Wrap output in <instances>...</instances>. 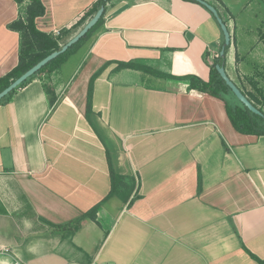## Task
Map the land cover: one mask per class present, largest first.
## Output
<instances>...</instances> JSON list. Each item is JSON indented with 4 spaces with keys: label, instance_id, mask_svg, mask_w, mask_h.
<instances>
[{
    "label": "crops",
    "instance_id": "obj_1",
    "mask_svg": "<svg viewBox=\"0 0 264 264\" xmlns=\"http://www.w3.org/2000/svg\"><path fill=\"white\" fill-rule=\"evenodd\" d=\"M95 1L41 0L36 26L56 35ZM205 1L230 33L227 75L242 91H253L250 78L264 91V0ZM28 3L0 0V77L18 62L8 24ZM222 43L197 0H111L50 73L54 105L38 78L0 104V262L260 264L251 254L264 260V134L238 132L221 98L178 78L207 80ZM102 66L95 131L87 91ZM107 151L116 173L136 178L137 197L127 206L114 195L75 228L110 190Z\"/></svg>",
    "mask_w": 264,
    "mask_h": 264
},
{
    "label": "trees",
    "instance_id": "obj_2",
    "mask_svg": "<svg viewBox=\"0 0 264 264\" xmlns=\"http://www.w3.org/2000/svg\"><path fill=\"white\" fill-rule=\"evenodd\" d=\"M17 4H21L24 0H14ZM111 0L103 1L96 0L93 2L83 13L81 18L72 25L69 29L61 30L56 35L48 34L39 30L36 26L35 19L45 13V6L41 0H29V3L25 7L24 17H19L18 19L10 22L8 27L19 33V52H18V62L15 67H13L9 72L0 77V91L4 89L12 79L21 75L24 71L29 69L36 62L44 58L50 52L58 50L61 45L64 44L71 37L73 33L77 31L79 27L89 19L101 4L110 2ZM196 1V0H194ZM104 13L98 19V21L93 25L83 37H81L76 43L67 48L63 53L56 56L54 59L50 60L44 66H42L38 71L29 76L25 81H23L16 88L11 90L8 94L0 99V104L7 103L17 89L23 87L32 79L38 78L41 82L43 91L45 92L48 102L50 105H54L57 97L55 95L54 87L50 77V73L56 68L60 67L67 58L73 54L91 35L92 33L101 25L104 20ZM226 47L225 51L227 50ZM224 64V60L221 57H216L215 61L209 66V77L207 80L202 79L199 76L188 74L183 75L178 78L187 81V88L195 89L203 93H207L218 98H221L225 102L227 116L232 124V126L238 132L245 134H264V111H262L260 105L264 103V91L262 88L257 86V82L253 79H249V82L253 88V91H243V93L253 102V104L258 107L263 115L255 114L246 108L241 102H239L236 97L232 94L229 87L225 84L223 79L220 77L218 71L215 68V64ZM106 65V64H105ZM123 67H136L133 63H123L119 62L117 64V69ZM104 66L98 69L90 78L88 91H87V103H86V119L92 128L96 131L90 120V114L92 110V87L93 81L96 76L102 71ZM260 75V74H259ZM230 94L232 96H230ZM232 97L235 100H232ZM107 159L109 164V176H110V190L107 195L93 207H91L87 212H85L81 217L77 218L72 222V225L76 228L78 223L84 217H90L96 219V212L98 207L105 202L108 198L117 195L127 206H130L134 198L131 193L137 188V181L135 177H132L129 182L126 181V177L116 173L111 165L109 153L107 151ZM200 179L198 182V190H200ZM130 197V198H129ZM251 256L257 260L260 264H264V260L257 258L253 254Z\"/></svg>",
    "mask_w": 264,
    "mask_h": 264
},
{
    "label": "water",
    "instance_id": "obj_3",
    "mask_svg": "<svg viewBox=\"0 0 264 264\" xmlns=\"http://www.w3.org/2000/svg\"><path fill=\"white\" fill-rule=\"evenodd\" d=\"M107 1V0H103ZM199 3L204 5L215 17L217 20L222 33H223V43L221 45L220 51L218 56L221 57L225 62V49L230 44V33L229 30L222 20V18L219 16L217 9L210 4L209 2L205 0H197ZM105 10V4H101L100 7L96 10V12L82 25V27L73 35L71 36L64 44L61 45V48L58 50H54L50 52L48 55H46L44 58L36 62L34 65H32L29 69L24 71L21 75L18 77L12 79V81L0 91V99L4 97L6 94H8L11 90L16 88L18 85H20L25 79H27L29 76H31L33 73L38 71L42 66H44L46 63H48L50 60L54 59L59 54L63 53L67 48L72 46L74 43H76L81 37L85 35V33L98 21V19L102 16L103 12ZM215 68L218 71L220 77L223 79L225 84L229 87L232 94L236 97V99L241 102L246 108H248L251 112L259 115H263L262 111L256 107L253 102L243 93V91L235 84V82L227 75L224 64H215Z\"/></svg>",
    "mask_w": 264,
    "mask_h": 264
},
{
    "label": "built area",
    "instance_id": "obj_4",
    "mask_svg": "<svg viewBox=\"0 0 264 264\" xmlns=\"http://www.w3.org/2000/svg\"><path fill=\"white\" fill-rule=\"evenodd\" d=\"M0 264H25V263L18 258H14V259L9 260L7 262H0Z\"/></svg>",
    "mask_w": 264,
    "mask_h": 264
},
{
    "label": "rangeland",
    "instance_id": "obj_5",
    "mask_svg": "<svg viewBox=\"0 0 264 264\" xmlns=\"http://www.w3.org/2000/svg\"><path fill=\"white\" fill-rule=\"evenodd\" d=\"M68 39H69V38H68ZM65 41H67V40H65ZM259 67H260V69L262 68V66H261L260 64H259ZM260 72H261V71H260ZM230 96H232V95L230 94ZM232 100H235V99L232 97ZM260 107H261L262 111H264V103L261 104Z\"/></svg>",
    "mask_w": 264,
    "mask_h": 264
}]
</instances>
